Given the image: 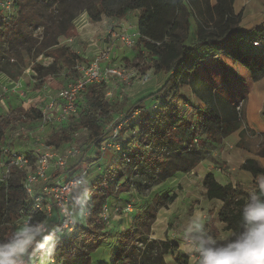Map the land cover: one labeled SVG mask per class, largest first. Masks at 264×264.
<instances>
[{
  "label": "trees",
  "instance_id": "16d2710c",
  "mask_svg": "<svg viewBox=\"0 0 264 264\" xmlns=\"http://www.w3.org/2000/svg\"><path fill=\"white\" fill-rule=\"evenodd\" d=\"M59 1H15L17 12L0 22V73L17 80L32 68L38 85L48 83L56 88L78 78L80 74L75 66L84 58L60 42L61 37L70 36L73 28L57 15ZM195 1H77V13L86 12L93 22L101 21L104 16L121 20L138 10L136 45L150 56L154 72L166 74L167 79L157 91L132 105L129 112L142 109L135 122L137 135L127 142L126 151L115 155L106 169L89 183L84 221L76 223L72 234L55 239L51 256L55 264H95L93 253L109 241L100 213L108 197L124 185L129 184L139 194L146 195L178 173H190L207 158L206 153L190 147L194 143L207 138H225L237 131L240 136L245 134L244 109L239 112L238 104H232L202 77L198 62L204 59V53L217 60L221 54H227L246 66L254 80L263 78L264 53L254 49L251 42L254 39L264 42V28L245 31L241 26L242 13H236L233 7L235 0H216L213 6L209 1L200 3L199 18ZM192 16L198 21L196 39L189 44L188 38L193 36ZM0 17H3L1 13ZM41 56L53 60L45 65L38 61ZM183 86L200 103L192 115L178 103ZM107 92L106 83L89 85L82 95L78 117L55 126L49 143L64 147L73 139L75 131L87 128V151L99 146L116 107L115 99L107 97ZM151 98L159 101L157 110L152 109L153 104L145 106ZM41 116V110H25L23 106L0 116V145L10 127L35 122ZM242 168L254 176L264 175V167L254 158H247ZM22 180V173L15 171L5 182H0V241L8 239L25 218L31 217L34 222L45 219L44 213L27 202ZM203 187L208 200L223 203L218 216H211L205 228L217 237L219 220L225 224V230L232 234L239 232L242 209L252 189L242 182L222 184L211 171L205 174ZM176 198L175 194H156L152 202L138 208L129 226L116 233L111 260L100 264H169L168 256L176 264H188L189 256L180 252L177 240L151 235L159 209Z\"/></svg>",
  "mask_w": 264,
  "mask_h": 264
},
{
  "label": "rangeland",
  "instance_id": "374dc122",
  "mask_svg": "<svg viewBox=\"0 0 264 264\" xmlns=\"http://www.w3.org/2000/svg\"><path fill=\"white\" fill-rule=\"evenodd\" d=\"M77 1L78 0H60L56 5V12L64 22L71 24L73 29L71 30L70 36L78 39L77 43H74V47L76 48V45L78 44L80 50L83 51V54H81L88 57H83L84 60L81 62H87V60H92L96 51L99 53L106 47L112 45L113 37L110 32L111 28L124 30L129 27L128 24L132 23L135 16L133 15L130 17V23L125 22L122 19H113V21L121 27L114 26L113 21L108 22V18L106 16H104L105 22L96 23L91 21L89 16L87 18V16L83 13H77ZM206 1H209L210 3L211 1L215 3L217 2L216 0H196L195 7H197L196 15L198 18L200 17L198 5H200V3H205ZM262 2V0L257 1L255 6L251 7L252 1L238 0L235 12H241L242 17L245 15V19L249 16V13H256V15L250 16V23L254 24L255 21H257L256 26H262L264 25V20H261V17L262 14H264V7H259V4L262 6ZM197 21V18L192 16L193 36L188 38L189 44L195 37L194 34ZM70 36L61 37L62 43L65 44L66 39ZM115 51L116 55L114 54ZM114 55L116 58H114ZM38 61L41 62L40 58ZM42 61H44V59ZM152 63V59L148 56L147 52L144 50L141 51L137 45L128 48L120 42L114 43L111 64L127 68L132 72L133 79L129 85L122 82H118L117 84H114L113 82L107 84L108 92H112L111 97L115 99L116 103V107L110 121L121 123L122 121L118 119L121 113L129 112L132 105L138 99L144 97L145 95H149L150 93H154L163 85L167 76L163 73L156 74L152 67ZM17 83L19 82L11 83L8 79H1L0 92H2L3 87L6 86L8 88V94L5 96L4 103L0 107V116L6 114L17 106H21L22 103H24L28 108L33 107L40 110L44 108L47 100L54 95L56 89V87L49 85L48 83L38 85V81L36 79L33 81L30 76L25 80L22 78L21 83ZM155 101L156 99L151 98L148 99L145 104L150 106ZM178 103L182 107H186V109H188V115H192L196 108L200 105L196 97L194 98L192 96L187 86H183L181 88V96L178 97ZM242 109H244V105L242 106ZM137 120H139V118L126 122L122 125L120 134V140L124 146L122 151H126L127 142L137 135V123H135ZM35 124V122H28L24 124V126L29 129L34 128L36 126ZM11 128L12 127H10L7 132H9ZM52 128L53 127H47L44 134L50 135ZM244 129L245 134L243 136L234 132L225 138H207L205 141H200L199 143H194V145L190 146L191 148H197L201 152L207 154V158L205 159L207 161L198 166L191 173H178L175 177L160 183L150 191L146 192V195L139 194L138 191L133 189L129 184L120 188L116 194L110 195L107 199V203L109 207H111L110 211L112 212L110 217L112 219L110 225L105 226V230L109 233V241L103 243L93 253L94 263L100 264L111 260V255L113 253V247L111 245L114 244L116 233L123 230L124 227L130 224L132 221L131 219H133V214L137 211V209L145 207V205L152 202L153 197H155L156 194H162L163 196L175 194L177 195V198L173 202H170L159 209L157 219L152 226V237L158 239H177L179 242L184 244L185 247L184 250L182 249L180 252L191 253L189 250V238L185 234L187 226L197 218H203L205 224L211 216L217 217L219 210L223 206L221 201H210L206 198L203 187L204 174L209 172L208 169L219 168L221 171L219 173L222 174L224 179H234L236 181L241 180L248 183L249 180L247 175L241 170L242 160L251 152L252 154L259 155L264 153V133H257L256 130L249 128L248 125L244 127ZM88 135L89 133L87 134L83 132L80 137L75 140L74 143L80 147L83 154L75 160L77 161V164L66 172H71L73 174L76 172L74 171L76 168H79V170L82 171V169L89 166L90 175L88 178L89 183H91L106 169L112 158H114L120 151L108 150V153L102 158H99L100 156L96 157L95 153L89 155V152L87 151ZM36 143V139H29L28 136H26L24 139L15 141V148L20 150L22 153L29 154L33 153ZM176 149H181V147ZM233 167H235L234 170L232 169ZM249 174L251 175L250 172ZM65 177H69V175L66 173ZM221 180H223V178ZM0 182H2L1 168ZM87 188L88 186L78 189L72 196V211L74 217H76V223L84 221L86 212L83 215H80V209L79 206L75 205V199L77 197H81V199L85 200L88 195ZM127 203H130L133 206V212H126L123 210V207H125ZM117 207H119V210H115ZM126 213L129 216H125ZM216 226L222 234L219 238L228 237V234L226 233L227 230L224 228V223L217 220ZM56 241L57 240H55V242ZM166 260L169 264H176L173 257L168 256ZM49 264H52L51 261H49Z\"/></svg>",
  "mask_w": 264,
  "mask_h": 264
},
{
  "label": "built area",
  "instance_id": "2783aa9c",
  "mask_svg": "<svg viewBox=\"0 0 264 264\" xmlns=\"http://www.w3.org/2000/svg\"><path fill=\"white\" fill-rule=\"evenodd\" d=\"M16 0H0V22L8 19L13 13L17 12ZM114 22V21H113ZM118 26L115 22L113 23ZM131 26L124 30L110 29L112 45L97 53L90 61L77 62L75 69L79 72L76 79L68 81L66 85L57 89L54 95L47 100L44 108L41 110V118L35 121L34 128H26L24 125L12 127L5 135L4 142L0 145V168L2 169V182H5L13 175L15 171L23 175L22 184L24 187L27 202L30 203L36 211L45 215L44 223L49 232L53 233L55 239L67 237L74 232L76 221L72 222V195L80 188L89 185L90 167L87 166L79 174L71 177L54 176L56 170L64 171L69 164L78 159L83 153L80 147L75 144V140L81 133H89L87 128L77 130L73 133V139L66 146L57 148L49 143L50 135H45L47 127H55L68 123L72 118L79 115V108L82 95L87 87L94 83H114L122 82L129 85L132 82L133 74L127 68L111 64L113 45L120 42L125 47L131 48L136 45L137 38L129 32ZM254 49L264 53V42L254 39L251 42ZM244 49V48H243ZM40 58V57H39ZM45 65L49 63H43ZM36 72H34V77ZM19 84V83H17ZM16 89V88H14ZM8 94V88L3 87L0 92V107L4 103L5 96ZM107 97L112 96V92H107ZM237 110L241 112L243 101L237 103ZM159 107V101L152 105V109ZM33 107H25L30 110ZM140 108L131 112L121 113L119 120L122 122H112L106 126V134L99 146L92 147L96 157L102 158L108 150L122 151L123 145L120 140L122 125L131 120L140 118ZM121 118V119H120ZM34 123V122H32ZM52 128V130H53ZM52 132V131H51ZM36 139V146L33 153H22L15 148V141L24 139ZM97 158V159H99ZM94 164V163H92ZM122 182L116 186L118 190ZM108 203L104 204L100 216L104 220L105 226L111 223V212ZM115 210H119L117 207ZM123 210L133 212V206L127 203ZM65 211L68 215H65ZM191 257L195 259V254L191 252ZM50 261L55 264L51 257Z\"/></svg>",
  "mask_w": 264,
  "mask_h": 264
},
{
  "label": "clouds",
  "instance_id": "9594fccd",
  "mask_svg": "<svg viewBox=\"0 0 264 264\" xmlns=\"http://www.w3.org/2000/svg\"><path fill=\"white\" fill-rule=\"evenodd\" d=\"M80 215L86 212V201L77 197ZM65 215L68 212L65 211ZM239 232L217 238L205 228L203 218L193 220L185 229L194 264H264V180L258 190L248 193L241 213ZM75 222L76 217H72ZM55 248V236L44 222L31 217L3 241H0V264H49Z\"/></svg>",
  "mask_w": 264,
  "mask_h": 264
},
{
  "label": "crops",
  "instance_id": "0c3cea01",
  "mask_svg": "<svg viewBox=\"0 0 264 264\" xmlns=\"http://www.w3.org/2000/svg\"><path fill=\"white\" fill-rule=\"evenodd\" d=\"M237 1L238 0H235V2H234V10L236 8ZM247 1H249V2L252 1V4H251V7H252V6H255L257 1H260V0H247ZM262 1H263L262 6L259 4L260 8L264 7L263 6L264 0H262ZM215 4H216L215 2L211 1L212 6ZM2 14L3 13H1V15ZM83 14H85L88 18V15L86 12H83ZM139 14H140V12L138 10H136V11L129 13L127 15V17L122 19L125 22L130 23V17L133 15L135 16L132 23H130L131 25L130 24H128V25L131 26L129 32L131 34H133L134 36H136V38H138V36H139L138 35V28H137ZM85 15H84V18H85ZM251 15H256V13H253V12L249 13V16H247L246 19H245V15H243L242 20H241L242 28L247 32H249V31L252 32L256 29L264 28V25L256 26L257 21H255L254 24L250 23L249 18ZM107 18H108V22L113 21L112 18H109V17H107ZM261 20H264V14H262ZM99 22H105L104 17H103V20H101ZM247 22H249V23H247ZM191 35H192V33H191ZM195 39H196V34H195V37L192 39V42H194ZM77 41H78V39H76L73 36L68 37L66 39L65 44L62 43V39H60V42L62 45H68L71 48H73L74 50H76L77 53L82 55L83 51L80 50V48L78 47V44L77 45L75 44L76 48L74 47V43H77ZM97 52L98 51H96L95 55H93L92 59L97 55ZM114 54L116 55V51ZM115 55H114V58H116ZM82 57L88 58L85 55H82ZM43 59H44V61H42ZM40 60H41V63H45V62L50 63L53 59L41 56ZM87 61H90V60H87ZM198 68L201 72L202 77L205 80H207L223 97H225L232 104H237L240 101H244V118H245L244 127H246L248 125L249 128L256 130L257 133H264V77L259 79V80H254L252 73L250 72V70L246 66H244L242 63H240L239 61L235 60L234 58H232L231 56H229L227 54H221L219 60H217V59L207 55V53L206 54L204 53V59H202L200 62H198ZM34 72L35 71L32 68H28L23 73L24 75L22 74V76H20V78L17 80H13V79L9 78L8 76H6L5 74L0 73V81L2 78H4V79H8V81L11 83H16V82L21 83L22 78L25 80L29 76L34 81V79H35ZM165 76H167V75H165ZM63 86H61V87H63ZM60 88H56L55 91L57 89H60ZM192 96L195 98V96L193 94H192ZM21 106H23L24 108L26 107L24 103H22ZM145 106H146V104H145ZM236 133H239V131H237ZM88 152H89V155L94 154V151L92 149L89 150ZM247 158L256 159L258 161V163L262 167H264V156L259 155V154H252V152H251L247 155L246 158H244L242 160V162H241L242 165ZM205 161H207V160H203L198 166L202 165ZM72 162H74V163H72ZM72 162H71L72 164H70L67 167V169H65L64 171H61L59 169L56 170L53 173L54 176L58 175V176L65 177L66 173H67L69 175V177H71V175L74 176V174L76 175V174L80 173L79 171H81V170H79V168H76L74 170L76 172L73 174L71 172H66L67 170H70L71 167H73L77 164V161H75V160ZM232 169L234 170L235 167H233ZM194 170H192V171H194ZM208 170L213 172L216 179L222 184H227V183L235 184L236 182L241 181V180L236 181L234 179H229V180L224 179L222 174L219 173V172H221L219 168L218 169H216V168L208 169ZM215 170H217V171H215ZM241 170H242V172H244V174L247 175L248 180H249L248 183H245L244 181H241V182L247 188L258 190L259 189V182L261 180H264V175L254 176L252 174L250 175L249 172L244 170L243 168H241ZM222 178H223V180H221ZM125 216H129V215L126 213ZM127 226H129V224ZM126 227H124L123 229H125ZM226 233L228 234V237L233 235L231 231H226ZM221 235L222 234L220 233L217 236V238L221 237ZM179 244H180V250H182V249L184 250V248H185L184 244H182L181 242H179ZM183 254L189 256L188 264H194V259L191 257V253L185 252Z\"/></svg>",
  "mask_w": 264,
  "mask_h": 264
}]
</instances>
